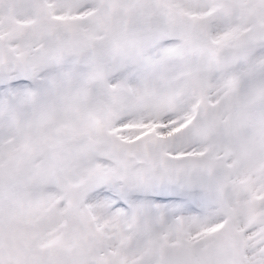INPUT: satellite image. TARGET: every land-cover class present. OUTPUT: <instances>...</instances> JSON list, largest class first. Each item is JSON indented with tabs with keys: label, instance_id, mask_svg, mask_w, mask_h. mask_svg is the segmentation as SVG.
Returning <instances> with one entry per match:
<instances>
[{
	"label": "snow or ice",
	"instance_id": "snow-or-ice-1",
	"mask_svg": "<svg viewBox=\"0 0 264 264\" xmlns=\"http://www.w3.org/2000/svg\"><path fill=\"white\" fill-rule=\"evenodd\" d=\"M0 264H264V0H0Z\"/></svg>",
	"mask_w": 264,
	"mask_h": 264
}]
</instances>
